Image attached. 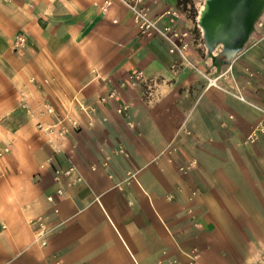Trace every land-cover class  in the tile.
Listing matches in <instances>:
<instances>
[{
	"label": "crops",
	"instance_id": "crops-1",
	"mask_svg": "<svg viewBox=\"0 0 264 264\" xmlns=\"http://www.w3.org/2000/svg\"><path fill=\"white\" fill-rule=\"evenodd\" d=\"M141 4L187 32L182 52L125 0H0V264H253L264 250V10L228 55L192 39L180 0Z\"/></svg>",
	"mask_w": 264,
	"mask_h": 264
},
{
	"label": "water",
	"instance_id": "water-1",
	"mask_svg": "<svg viewBox=\"0 0 264 264\" xmlns=\"http://www.w3.org/2000/svg\"><path fill=\"white\" fill-rule=\"evenodd\" d=\"M264 10V0H214L206 21V40L224 43L228 55H234L254 29Z\"/></svg>",
	"mask_w": 264,
	"mask_h": 264
},
{
	"label": "built area",
	"instance_id": "built-area-1",
	"mask_svg": "<svg viewBox=\"0 0 264 264\" xmlns=\"http://www.w3.org/2000/svg\"><path fill=\"white\" fill-rule=\"evenodd\" d=\"M144 0H125V2L130 6V8L133 10L135 15V21L139 28V30L143 34L147 35H153V34H160L162 37H164L168 42L171 44V51L178 50L179 52H182V49L186 47L187 43L184 42L183 46H179V44L176 41V38L179 37L181 34L186 35L187 32L180 33L178 32L174 26L167 25L165 27H161L157 19L151 16L149 8L141 4ZM112 3V0H104V9L107 10L108 6ZM174 17H178L179 13L177 10H171L169 11ZM174 20V19H173ZM26 41V38L23 34L20 33L18 36V44L22 45ZM144 77V73L142 70H138L134 75H132V82L133 84H137L141 78ZM47 110L52 111V105L47 104ZM38 125L42 127V123L39 122ZM61 192L62 190H58ZM52 199L53 196H50ZM41 228H44V224H41Z\"/></svg>",
	"mask_w": 264,
	"mask_h": 264
},
{
	"label": "rangeland",
	"instance_id": "rangeland-1",
	"mask_svg": "<svg viewBox=\"0 0 264 264\" xmlns=\"http://www.w3.org/2000/svg\"><path fill=\"white\" fill-rule=\"evenodd\" d=\"M205 0H180L182 8L187 12L188 16L193 20V27L192 28V39L193 40H200V36H201V28L199 26V22L197 21L198 15H199V11L201 9V5L204 3ZM258 22H260L258 19L255 22V25L258 24ZM20 35V33H17L14 36L13 39V47L17 48L20 46V44H18V36ZM253 264H264V250L260 252V254L258 255V257L254 260Z\"/></svg>",
	"mask_w": 264,
	"mask_h": 264
},
{
	"label": "bare ground",
	"instance_id": "bare-ground-1",
	"mask_svg": "<svg viewBox=\"0 0 264 264\" xmlns=\"http://www.w3.org/2000/svg\"><path fill=\"white\" fill-rule=\"evenodd\" d=\"M213 1L214 0H205L204 3L201 5V9L199 11L197 21L199 22V26L203 32V35H205V33L207 31L206 21H207L208 16L211 12Z\"/></svg>",
	"mask_w": 264,
	"mask_h": 264
}]
</instances>
